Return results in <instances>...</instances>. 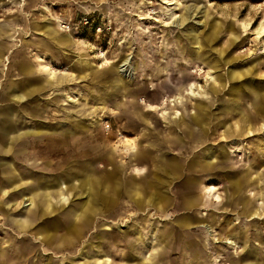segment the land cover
Returning a JSON list of instances; mask_svg holds the SVG:
<instances>
[{"label":"rangeland","instance_id":"rangeland-1","mask_svg":"<svg viewBox=\"0 0 264 264\" xmlns=\"http://www.w3.org/2000/svg\"><path fill=\"white\" fill-rule=\"evenodd\" d=\"M49 27L67 36L56 40ZM5 45L0 90L24 78L23 61L34 78H54L40 100L50 113L14 133L16 178L0 189V264H264L263 216L252 223L229 197L230 183L257 158L262 167L249 179L264 177V97L247 89L264 88V0H0ZM229 98L240 99L235 110L254 127L224 148L220 165L233 171L227 182L224 170H187L182 117L203 99L213 104V122L230 125L237 119L224 109ZM103 173L110 202L87 194L86 179ZM187 176L203 202L190 211ZM141 178L140 193L129 194ZM253 183L242 198L258 193ZM188 212L209 226L186 236ZM219 227L235 230L237 243Z\"/></svg>","mask_w":264,"mask_h":264},{"label":"crops","instance_id":"crops-1","mask_svg":"<svg viewBox=\"0 0 264 264\" xmlns=\"http://www.w3.org/2000/svg\"><path fill=\"white\" fill-rule=\"evenodd\" d=\"M48 32H49V35L51 37H56V40L63 39V37L67 36L66 34L59 33L57 31L56 27H49ZM201 47H202V45H201ZM201 47H200V49H201ZM4 48L5 49H3V48L0 49V61H3V57H6L4 54L5 50L9 49L8 45H5ZM47 66H50L51 68H49ZM18 67L20 68V72L24 75V78L22 80H19V81H13V80L8 81L7 80L5 83H3L4 85H3L2 89L0 90V143H2V145L0 147L1 148L0 149V159L5 158V160H4L5 162L0 163V189H2L3 186L5 187V186H8L9 184L13 183L12 180H14V178H16V171L17 170H16L15 165L12 163L14 161V157H12L10 155V152H12V150L14 148V146H13L14 137H15L14 133L23 130V128L21 126L23 122H29L31 119L33 121H38L50 113L44 108L45 106L44 107L40 106V100L42 99V96L44 95V93L48 89L53 88L52 78H54V76H51V74H50L51 77H48V75H45V77L42 76V77L34 78L33 73L34 74L36 73L35 67L33 66V64H31L30 62H27V61H23V62L19 63ZM44 67L47 70H49V72H50V69L54 68L52 63L51 64L50 63L45 64ZM46 69H43V71L45 72ZM110 82L114 83L113 79H111ZM221 86H223V85H221ZM221 86H214V93H218V92L222 91L223 87H221ZM236 89H238V88H236ZM236 89H234V90H236ZM247 89L249 90V92L252 91L251 92L252 94H256V95H260V96L264 97V88L263 87L253 88V89L247 87ZM255 89H259V91H256ZM237 100L239 101L240 99L229 98V99L225 100V108L224 109L230 111L228 113V116H232V117H235L237 119L236 122L229 123L230 125H228L229 121L225 122V120H218V122H213V119H215L214 113L212 111V105L213 104H209L207 101H205L206 105L210 106V108H208V112L206 111L207 106L204 104H202V106H201V104H199L202 109L198 108V106L196 105L197 100L194 101L195 103L192 105L193 109L195 110L194 112H189V111H187L188 108H186L187 112L182 117V119H183L182 122H183V125L185 128V136L188 139V145L186 144V149H187V152H190V155H192V156H189V159H188V163H187V170L188 171H196V172L203 171L201 169V166H203V164H205L207 162V160H210V158H213V156H214V157H217V164H216L215 168L211 171H215L217 169H219L221 171L224 170V172L222 173V176H221L222 179H224V180L227 179L226 180L227 182L230 181V178H231L233 171L227 170L223 166L220 165L222 163V159H223L222 157L225 154L224 148L228 143L235 140L234 138L240 137V136H238V134L243 135V133L249 132L254 127V123L251 124L249 119L245 120V117H244L241 109L235 110L236 109L235 105L237 103H239ZM199 101H203V99L202 100L199 99ZM252 103H254V102H252ZM253 107L252 108L254 110H257V111H255V113L260 114L259 113L260 112L259 111L260 105H258V103H256V104H253ZM263 113L264 112L261 111V115H263ZM27 115L30 116L28 119H27V117H28ZM263 117H264V115H263ZM253 120H255V116L253 117ZM263 120H264V118H263ZM20 122H22V123H20ZM234 123H237L238 126H234ZM245 123H247V124L243 125ZM222 125H225V129L223 130L224 132L222 131L220 133L219 127L221 128ZM231 125H233V126H231ZM21 134L22 133H19V135H21ZM23 136L24 135H22V137ZM204 136H205V138H204L205 142L202 143V142H199L198 140H196L197 137L201 138ZM216 136H217V138H216ZM222 137L225 139L223 144H218L217 146L208 144L209 141H216ZM210 138H212V139H210ZM199 144H201V145L203 144L205 146L196 153L194 149H195V146L196 145L198 146ZM234 144H236V143H234ZM201 150L202 151L204 150V152H202ZM200 152H202L201 155H203V156H204V154L206 155V157H203V163H200L199 166H197V165L192 166L191 160H194L195 156ZM10 159H11V161H10ZM257 161H258V159H255L254 162H256V164L251 163L250 166L249 165L247 166V170L249 172V174H248V172H246L248 179H249L250 175L252 173H254V170L256 169L255 166L256 167H262L261 166L262 161L259 160L258 161L259 163ZM165 169H166V174L168 176H170L171 174L173 175V173H172L173 165L168 164V166L165 167ZM71 177H72V172H69L68 174H66L64 176V180H69ZM260 177H262V176H260L259 173H257L256 176H254V177L252 176L251 179H249L250 180V182H249L250 186L249 187H251V188L255 187V184L253 182H256V181L258 182ZM23 179L26 182L29 180L27 178H26L27 180L25 178H23ZM150 179H151V181H153L152 177ZM150 179H148V180H150ZM188 179H191L192 181L187 183V179H186V184H187L186 188L187 189L185 188L186 189L185 201H186V197H187V192L191 191L195 194V192L193 190V183L194 182H193L192 176H190ZM239 179L240 178L231 182L229 188L235 187V185ZM35 180H37V181H35ZM141 180L146 181L147 178H144V179L141 178L140 180L134 179L131 182L132 187L127 189L129 194L131 193V195L136 196L137 194L140 193L137 190V187H139V185H141ZM251 180H253V181H251ZM38 181H39V179H34V180H31L30 182L35 184V183H39ZM216 181H218V179L213 180V182H216ZM22 183H25V182H22ZM110 184H111L110 178L108 176H106L104 173L100 179H95L92 177L91 179L87 178L86 182H85V185L88 187L87 194H89V196H92V197L96 196L97 199H101L102 201H106V202H110V200H111L110 196H109V192H108L109 191L108 188L110 187ZM120 184H121L120 180L117 179L116 185H120ZM152 186L153 185H151L150 187H152ZM248 189H250V188H248ZM247 190H246V192H247ZM257 190H258V188H257ZM257 192H258L257 195H259L260 192L259 191H257ZM244 193H245V191L236 192V189H234V195L232 197L230 196L231 200L235 201L236 199H239L238 201L242 205L241 208L243 207L245 200H248L249 198H251L252 201L255 202L254 196H257V195H254V196H247V197L242 198ZM155 194L156 193L151 192V197L153 198V195H155ZM195 196L197 197V203L198 204L195 205L194 207L190 208L189 205H187V203H186V206L189 208V211L193 208H197V206L202 203L201 198L197 194H195ZM240 198H241V202H240ZM251 205H253V204H251ZM223 207L224 206H222V208ZM254 207H255L254 209L257 208L255 206V204H254ZM189 214H190V212H188L187 215L185 217H183V219L181 217V219L184 220V225L186 227L188 225L186 218ZM211 214H209V216ZM213 214L215 216V213H213ZM245 217H248L250 219L249 216H245ZM252 223H254V222H252ZM231 227H235V226H231ZM187 228H188V230L186 232V236H188V233L190 232V230L192 228H195L198 230H203L202 226L199 223H197L194 227H191V228L187 227ZM197 238H198V235H196L193 238V241L196 245L199 244L197 241ZM190 241H192V239Z\"/></svg>","mask_w":264,"mask_h":264},{"label":"bare ground","instance_id":"bare-ground-1","mask_svg":"<svg viewBox=\"0 0 264 264\" xmlns=\"http://www.w3.org/2000/svg\"><path fill=\"white\" fill-rule=\"evenodd\" d=\"M200 43V42H199ZM130 64H131V62L129 61V59L127 58L126 60H124L123 61V63L120 65V68H119V71L120 72H122V73H124L125 74V72L127 73V71H128V68L129 67H131L130 66ZM47 67H49V68H51L50 66H47ZM129 69H131V68H129ZM237 91L239 90V89H236ZM256 91H259V89H255ZM255 91V92H256ZM250 92H252V91H250ZM195 103V102H194ZM193 103V104H194ZM199 104H201V106H202V104H204V105H206V102L205 101H199V100H197V103H196V105L198 106V108H201L200 107V105ZM258 105H260V103H258ZM207 106V105H206ZM253 107V106H252ZM208 108H210V106L208 105L207 106V108H206V111L208 112ZM254 108V107H253ZM202 109V108H201ZM187 110V109H186ZM187 116V115H186ZM194 119V118H193ZM203 121V120H202ZM204 122V121H203ZM249 122V121H248ZM199 123V122H198ZM200 124V123H199ZM210 125V124H209ZM233 126V125H232ZM220 128V127H219ZM230 128V127H229ZM201 130V129H200ZM231 130V129H230ZM209 131V130H208ZM224 132V131H223ZM219 133V132H218ZM238 136H241L240 134H238ZM214 137V136H213ZM205 136L204 137H201V138H196V140H198L199 142H205ZM216 138H217V136H216ZM210 139H212V138H210ZM231 139V138H230ZM235 140H233L232 142H230L231 144H234V143H238V142H240V139H237V138H234ZM197 142V141H196ZM1 145H2V143H0V147H1ZM1 149V148H0ZM193 149V148H192ZM191 149V150H192ZM190 150V151H191ZM202 151V150H201ZM202 152H204V150L202 151ZM202 152H200V153H198L196 156H195V158H194V160H191V165L192 166H195V165H197V166H199L200 165V163H203V157H206V155L204 154V156L203 155H201V153ZM190 153V152H189ZM258 159V158H257ZM259 160H261V159H258V161ZM254 161V160H253ZM257 161V162H258ZM262 161V160H261ZM259 163V162H258ZM216 164H217V157H214L213 156V158H210V160H207V162L205 163V164H203V166H201V169L203 170V171H206V170H209V171H211V170H213L214 168H215V166H216ZM263 170H264V168H263ZM14 174V173H13ZM190 176H188V178H189ZM248 176H247V173H243V176L237 181V183H236V185H235V187H233V188H231V190H229V197L231 196H233L234 195V189H236V192H243V191H245L246 192V190L248 189V187L250 186V184H249V182H250V180L248 179ZM254 179V178H253ZM227 180V179H226ZM245 182V184L246 185H242V182ZM256 185H257V188H258V191L260 192L259 193V198L260 199H262L263 201H262V205L261 206H259V207H257L256 209H254L255 207H254V201H252V199L251 198H249L248 200H245L244 201V205H243V207H242V214H244V216H249L250 217V219H251V221L253 222L254 221V219L255 218H261L262 216H263V218H264V177L262 176V177H260L259 178V181L256 183ZM233 186V185H232ZM258 193H255L254 195H257ZM201 201V200H200ZM186 203H187V205H189V207L190 208H192V207H194L195 205H197L198 203H197V197L195 196V194L193 193V192H187V197H186ZM203 203V202H202ZM251 204H253V205H251ZM28 205H31V203L30 204H28ZM195 220H196V216L194 215V214H189L188 216H187V218H186V221H187V224H188V226L187 227H194L197 223H195ZM207 221L205 220V219H200V222H199V224L202 226H209L207 223H206ZM213 222L215 223V225H216V227H218L217 226V223H216V220H215V218L213 219ZM255 222V221H254ZM186 224V225H187ZM213 224V223H212ZM185 226V225H184ZM202 226V227H203ZM230 228H234V227H230ZM234 231L235 230H233L232 229V231L230 230V229H221V227H219V233H223V234H225V238H226V240L227 241H230V243L231 242H234L235 244L237 243V241H236V239L233 241L231 238L234 236L233 234H234ZM246 233V232H245ZM221 238V237H220ZM246 239H247V242H248V240H249V237L246 235ZM187 241H188V243L186 244V251H187V253L189 254V250H190V247H191V242L187 239ZM197 260L198 261V259H199V257H195L194 258V260ZM234 262V261H233Z\"/></svg>","mask_w":264,"mask_h":264}]
</instances>
